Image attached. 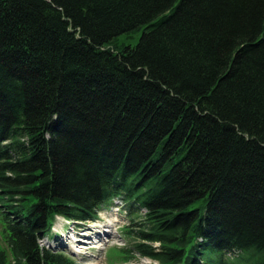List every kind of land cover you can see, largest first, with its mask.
<instances>
[{"label":"trees","instance_id":"16d2710c","mask_svg":"<svg viewBox=\"0 0 264 264\" xmlns=\"http://www.w3.org/2000/svg\"><path fill=\"white\" fill-rule=\"evenodd\" d=\"M115 200L126 262L264 264V0H0L12 264Z\"/></svg>","mask_w":264,"mask_h":264},{"label":"rangeland","instance_id":"374dc122","mask_svg":"<svg viewBox=\"0 0 264 264\" xmlns=\"http://www.w3.org/2000/svg\"><path fill=\"white\" fill-rule=\"evenodd\" d=\"M139 36L140 31L121 34L117 41L119 44L134 45ZM126 223L121 205L115 200L103 208L98 219L92 222L78 224L61 217L56 218L52 234L47 241L42 240V244L61 250L75 264H157L156 261L138 255L128 262L123 259L120 249L132 241L121 230ZM0 248L7 254V264H12L1 220ZM242 264L248 263L243 261Z\"/></svg>","mask_w":264,"mask_h":264},{"label":"bare ground","instance_id":"6f19581e","mask_svg":"<svg viewBox=\"0 0 264 264\" xmlns=\"http://www.w3.org/2000/svg\"><path fill=\"white\" fill-rule=\"evenodd\" d=\"M41 241V240H40ZM47 241V240H46ZM41 244H42V242H41Z\"/></svg>","mask_w":264,"mask_h":264}]
</instances>
